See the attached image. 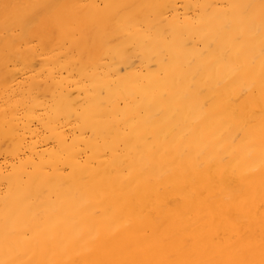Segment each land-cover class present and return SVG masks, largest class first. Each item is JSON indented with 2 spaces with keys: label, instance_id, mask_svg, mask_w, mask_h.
<instances>
[{
  "label": "bare ground",
  "instance_id": "bare-ground-1",
  "mask_svg": "<svg viewBox=\"0 0 264 264\" xmlns=\"http://www.w3.org/2000/svg\"><path fill=\"white\" fill-rule=\"evenodd\" d=\"M261 4L0 0V264H264Z\"/></svg>",
  "mask_w": 264,
  "mask_h": 264
},
{
  "label": "snow or ice",
  "instance_id": "snow-or-ice-1",
  "mask_svg": "<svg viewBox=\"0 0 264 264\" xmlns=\"http://www.w3.org/2000/svg\"><path fill=\"white\" fill-rule=\"evenodd\" d=\"M11 7H15V6H11ZM9 8H10L9 5H7V4L4 5V10H5V15L6 16L8 15ZM261 8H262V10H264V0H262Z\"/></svg>",
  "mask_w": 264,
  "mask_h": 264
}]
</instances>
